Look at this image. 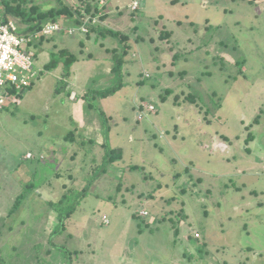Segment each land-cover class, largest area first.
<instances>
[{"label": "rangeland", "instance_id": "1", "mask_svg": "<svg viewBox=\"0 0 264 264\" xmlns=\"http://www.w3.org/2000/svg\"><path fill=\"white\" fill-rule=\"evenodd\" d=\"M102 1L98 28L126 42L93 31L35 40L29 52L39 78L0 111V256L6 264H37L38 255L48 264H264V0H138L136 11L133 0ZM124 45L120 89L88 95L116 84L113 51ZM61 48L94 62L78 72L75 94L56 95L61 75L43 70ZM89 110L101 121L102 144L119 148L121 159L86 188L106 163L105 147L72 132ZM57 123L73 142L50 132ZM42 144L50 151L35 160ZM27 183L34 193L9 215ZM83 188L61 221L59 208ZM60 200L57 209L45 203Z\"/></svg>", "mask_w": 264, "mask_h": 264}, {"label": "trees", "instance_id": "2", "mask_svg": "<svg viewBox=\"0 0 264 264\" xmlns=\"http://www.w3.org/2000/svg\"><path fill=\"white\" fill-rule=\"evenodd\" d=\"M78 5L75 8H72L65 0H56V7H50L47 10H42L40 7L33 4L32 0H0V17L3 21H9V20H16L18 23L23 25L21 27V32L27 33V32H36L40 30L41 26L46 22H78V20L84 16L85 14L91 13L93 10V5L91 4L90 0H78ZM250 3H254L256 1L261 0H248ZM98 33L102 35H110L112 37L117 38L121 43L126 42V37L124 35L119 34L118 32H114L109 29H99L96 30ZM125 51H126V45H124L120 52L117 50L113 51V57H112V72L117 77V82L115 85L99 90L94 91L90 90L88 95H93L99 99H105L108 96H111L115 94L121 87L120 83V75H121V69L124 62L125 57ZM77 61V58L69 52L66 48H62L59 51H56L55 53L51 54V57L49 61L44 64L43 70L48 72H53L60 68L61 71V78L57 81L56 88H55V94H62L66 93L67 90V83L66 80L70 77V68L71 66ZM65 79V82L63 83V80ZM64 84V85H63ZM31 85L23 88L21 90H16L14 88H7V91L11 96L20 97V95L25 91L30 89ZM88 93V92H87ZM86 93V94H87ZM187 99L193 100V97H187ZM88 106L93 109L102 119L106 118L103 111L99 108L94 107L91 103L88 104ZM105 147V158L106 163L102 166V169L96 173L95 177H92L90 181H88L87 186H90L93 183V180H96L101 176L102 173L105 171V167L111 163L119 161L121 159V151L119 148H109V146L104 143L102 145ZM131 170H139L141 168H138L137 166H130ZM86 188H83L81 192L78 194L79 197L77 198L76 202L72 204L71 206L65 207L66 209L59 208L60 212L58 216L61 218V221L63 218H67L71 216L76 208L78 207L80 201L82 200V197L86 194L87 190ZM21 194H18L16 196V199L14 203L12 204V207L10 208L9 215L14 214L22 205L26 195L30 192H34L33 186L31 188V183H27L26 185L22 186V189L20 190ZM63 200V199H62ZM46 205H49L51 208L57 209V206H62L61 200L58 202H45ZM52 208V209H53ZM55 212V210H54ZM57 214V212H55ZM141 217V216H140ZM180 220H185L186 215L184 212H181V216L179 214ZM172 229L174 231V235L177 236L178 229L174 226H172ZM59 233L60 230H52V236L50 235V239L53 238V235L56 233ZM195 239L196 237L193 236ZM67 253V252H66ZM36 263L37 264H48L47 261L41 257V255L36 256ZM0 264H6L4 262L3 257L0 256Z\"/></svg>", "mask_w": 264, "mask_h": 264}, {"label": "built area", "instance_id": "3", "mask_svg": "<svg viewBox=\"0 0 264 264\" xmlns=\"http://www.w3.org/2000/svg\"><path fill=\"white\" fill-rule=\"evenodd\" d=\"M105 3L100 0L91 13L82 16L78 22H46L40 30L36 32H21L20 27L13 20L3 21L0 17V111L7 98L11 97L7 88L21 90L32 85L38 78V73L34 68V61L29 52V46L41 37H50L55 33H65L68 36L90 34L101 25V19ZM140 3L138 0L131 2V10H138ZM147 112H153V106H145ZM142 104L137 105L138 110H142ZM141 116H137L140 120ZM29 155H27V158ZM141 217L146 216V212H141ZM103 224H108V220L103 217ZM196 238L198 234L194 235Z\"/></svg>", "mask_w": 264, "mask_h": 264}, {"label": "crops", "instance_id": "4", "mask_svg": "<svg viewBox=\"0 0 264 264\" xmlns=\"http://www.w3.org/2000/svg\"><path fill=\"white\" fill-rule=\"evenodd\" d=\"M90 2H91V4L92 5H95V3H96V1L95 0H90ZM102 29V28H101ZM97 29H95L94 31H93V33L95 34V32H97L96 31ZM98 33V32H97ZM88 36V35H87ZM72 45H73V47H74V44L72 43ZM81 45H82V43H81ZM68 46L70 47L71 46V43H68ZM62 49V48H61ZM90 59H77V61L71 66V68H70V77H69V82H68V87H67V92H74V94H75V89H76V86L74 85L75 83V81L79 78V76H80V74L78 73L83 67H85V66H87L88 68L90 67V65L92 64V62H93V60H91V63H90V61H89ZM47 63V62H46ZM45 63V64H46ZM94 63V62H93ZM110 66H111V61H110V63H108ZM99 65V64H98ZM98 65H96L94 68L93 67H91V70H95L96 69V67H98ZM44 66V65H43ZM106 66H107V64H106ZM40 71H42V70H40ZM57 71H59V72H52V74L53 75H57L58 77L61 75L60 74V68L59 69H57ZM112 72V71H111ZM39 78V77H38ZM37 78V79H38ZM58 81V80H57ZM33 85V84H32ZM31 85V86H32ZM94 91H96V90H94ZM86 93V91L85 90H80V94H82V95H84ZM73 94V96H71V97H73L72 99H74V95ZM13 99H12V103H17V101H18V104H19V102H20V100H21V98L20 97H16V96H11ZM59 96H56L55 98H58ZM71 98H70V101L72 100ZM68 101L69 100H67V98H65V100L63 99V101H62V99H61V101L59 102V104H60V112H57V111H55V112H57V114L59 113L60 115L62 114V111H61V109H62V105L61 104H64V103H68ZM63 115H64V119H65V121H66V124L68 123V122H70L69 120H70V118L71 117H69V115H68V113L65 111V112H63ZM61 117V116H60ZM81 120H82V123H83V125L81 124V129L82 130H78V129H74V131H72V132H74L75 134H78V131H79V133H80V137H82V140H84L83 142L84 143H86V141H90V142H93V143H95L96 144V146H102L103 144H102V139L99 137V135H101L102 134V127H100V123H99V121H100V119L98 118V116L93 112V111H91V110H89V112H88V117H84L83 119H81V117L79 116V118L77 119V121L78 122H81ZM101 122V121H100ZM63 125H65V124H63V123H57V124H53L52 126H51V128H50V132H53V130H54V128L55 129H57L58 130V132L63 136L62 137V139H65L66 141L67 140H70L69 142L71 143V142H73L72 140V137H74V136H72V132H70V131H68V129H63L62 127H64ZM71 128H72V126H71ZM68 133V135L67 136H65L66 134ZM94 140H96V142L94 141ZM41 147V149L39 150V152H38V154H37V156L35 157V160L36 159H38V160H40V159H44L45 158V156H46V154L44 153L46 150H45V148H47L49 151H50V148L49 147H51V146H49V147H44V146H46L45 144H42V145H40ZM103 147V146H102ZM55 151V150H54ZM27 155H29V153H26L25 154V156H24V159L27 161L28 160V158H27ZM56 155H55V153H53L52 154V158H54ZM56 160V159H55ZM32 163V162H31ZM35 163H38V162H35ZM31 165V164H30ZM19 168H20V166H19ZM31 171V170H30ZM107 171V168H106V170L104 171V173ZM103 173V174H104ZM27 174H29V173H27ZM30 176H34V175H36V172L35 171H33V174H32V172H31V174H29ZM34 193V192H33ZM185 213V212H184ZM186 215V214H185ZM186 218H187V215H186ZM186 220V219H185ZM184 220V221H185ZM195 234H198V233H196V232H194L193 233V236L195 235ZM199 238V237H198Z\"/></svg>", "mask_w": 264, "mask_h": 264}, {"label": "clouds", "instance_id": "5", "mask_svg": "<svg viewBox=\"0 0 264 264\" xmlns=\"http://www.w3.org/2000/svg\"><path fill=\"white\" fill-rule=\"evenodd\" d=\"M98 2H99V1H98ZM98 2H96L95 5H93V6H96V5L98 4ZM140 6H141V4H140ZM135 11H136V10H135ZM70 22H71V21H70ZM67 23H69V22H67ZM94 30H95V29H94ZM94 30H93V31H94ZM88 35H89V34H88ZM142 109H143V108H142ZM148 113H149V112H148ZM137 121H139V120H137Z\"/></svg>", "mask_w": 264, "mask_h": 264}]
</instances>
